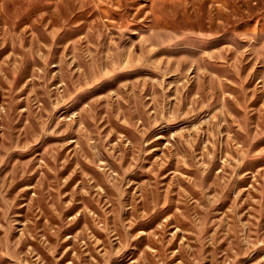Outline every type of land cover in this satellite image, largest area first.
Segmentation results:
<instances>
[{
    "label": "rangeland",
    "instance_id": "obj_1",
    "mask_svg": "<svg viewBox=\"0 0 264 264\" xmlns=\"http://www.w3.org/2000/svg\"><path fill=\"white\" fill-rule=\"evenodd\" d=\"M0 264H264V0H0Z\"/></svg>",
    "mask_w": 264,
    "mask_h": 264
}]
</instances>
